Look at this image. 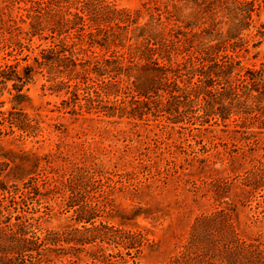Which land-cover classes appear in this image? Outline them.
Listing matches in <instances>:
<instances>
[{
  "label": "rangeland",
  "instance_id": "1",
  "mask_svg": "<svg viewBox=\"0 0 264 264\" xmlns=\"http://www.w3.org/2000/svg\"><path fill=\"white\" fill-rule=\"evenodd\" d=\"M105 1L118 8L139 9V24L149 15L160 14L163 38L173 25L167 17L179 3ZM6 5L20 30L26 31L31 3L0 0V7ZM255 21L264 23L262 10ZM198 31L195 28L192 33ZM254 33L252 29L251 36ZM75 35L72 31L66 39L68 45L77 43ZM8 38L4 31L0 46ZM19 38L26 44L20 55L6 56L11 49L5 46L0 52L4 62L18 61L19 69L50 45V40L36 37L27 42L22 33ZM259 39L252 37L247 52H240L243 67L259 68L264 63V41L254 45ZM87 50L78 57L102 54L98 49ZM177 59L181 57L173 56L172 66ZM49 79L44 70L34 74L23 88L26 96L19 105L10 83L0 91V161L11 157L22 164V178L8 182L9 192H0L1 208L11 216V223L20 218L27 237L80 229L83 223L75 210L85 203L95 204L93 225L116 230L103 231L82 253L53 255V264H101L103 257L113 264H168L187 248L197 218L226 204L235 210L238 229L264 243V129L242 125L237 116L226 127L219 119L202 125L195 120L175 121L177 114L165 111V94L159 111L153 105L148 110L140 98L136 104L125 100L120 105L125 112L109 117L101 110H88L83 100L74 104V96L66 90L50 88L59 80L67 81L63 74ZM77 93L81 98V90ZM120 99L110 97L109 104L119 105ZM10 111L26 117L17 116V124L11 125ZM18 125L26 127L21 130ZM225 184L227 189L216 196V187ZM62 246L68 250L73 244Z\"/></svg>",
  "mask_w": 264,
  "mask_h": 264
},
{
  "label": "trees",
  "instance_id": "2",
  "mask_svg": "<svg viewBox=\"0 0 264 264\" xmlns=\"http://www.w3.org/2000/svg\"><path fill=\"white\" fill-rule=\"evenodd\" d=\"M27 2L31 6L26 10V31L20 30L8 5L0 7V37L4 31L9 34L0 52L5 46L11 49L6 56L20 55L26 48L19 38L21 33L27 42L36 37L50 40V45L41 48L39 57L34 56L31 64L20 69L18 61L9 64L0 55V91L10 83L17 105L26 96L23 88L34 74L44 70L49 81L60 74L67 78L50 88L66 90L74 96V104L83 100L88 110H101L105 116L125 112L120 107L125 100L136 104L140 98L145 99L140 103L149 106L148 110L153 105L159 111L165 94V111L176 113L175 121L195 120L202 125L219 119L226 127V122L237 116L242 118V125L264 129V63L259 68H247L239 60L252 37L260 38L254 45L264 41V23L255 21L260 11L264 12V0H178L167 17L173 25L165 38L160 14L149 15L146 22L139 24V9L118 8L105 0ZM71 7L74 12L69 11ZM195 28L199 31L192 33ZM72 31L77 43L68 45L66 39ZM88 48L102 54L78 57ZM175 55L181 59L172 66ZM27 59L24 56L23 60ZM110 97H120L119 105L116 101L109 104ZM77 106L81 108V104ZM8 115L11 125L17 124V116L26 117L22 112L10 111ZM18 126L21 130L26 127ZM8 159L0 161L1 193L9 192L8 182L22 178L21 161ZM227 185L216 187V196H221ZM94 210L95 204L79 206L75 215L83 223L80 229L48 232L42 238L34 234L27 237L26 225L18 217L11 223V216L4 214L0 204V264H53V255L82 253L84 246L103 231L113 230L101 223L92 224ZM234 212L226 204L198 217L187 248L168 264H264V243L248 238L238 229ZM86 223L90 226L86 227ZM62 243L73 246L66 250ZM101 264L113 263L103 257Z\"/></svg>",
  "mask_w": 264,
  "mask_h": 264
}]
</instances>
